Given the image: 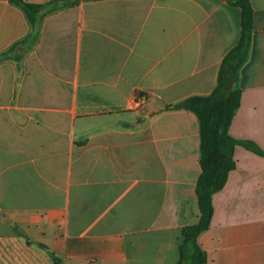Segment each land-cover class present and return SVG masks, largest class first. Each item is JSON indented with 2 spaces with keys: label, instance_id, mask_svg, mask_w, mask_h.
Segmentation results:
<instances>
[{
  "label": "crops",
  "instance_id": "crops-1",
  "mask_svg": "<svg viewBox=\"0 0 264 264\" xmlns=\"http://www.w3.org/2000/svg\"><path fill=\"white\" fill-rule=\"evenodd\" d=\"M250 2L229 135L260 153L233 148L198 238L207 264H264V0ZM241 29L234 0H86L9 54L34 31L0 0V264H178L201 217V138L169 107L213 92Z\"/></svg>",
  "mask_w": 264,
  "mask_h": 264
},
{
  "label": "trees",
  "instance_id": "trees-1",
  "mask_svg": "<svg viewBox=\"0 0 264 264\" xmlns=\"http://www.w3.org/2000/svg\"><path fill=\"white\" fill-rule=\"evenodd\" d=\"M11 1L26 12L34 31L26 40L11 48L9 53L12 54L18 52L20 47L28 52L33 36L36 45L38 26L44 18L86 0H52L46 4H33L24 0ZM234 5L242 10L241 36L238 44L228 52L221 63L217 86L209 95L191 96L169 107L193 112L198 118L201 138L202 172L196 187L201 217L199 223L183 229L178 264H207V254L198 244V238L211 226L214 195L225 187L230 172L235 169V145L243 144L248 149L260 153L252 144L237 141L229 135V128L241 101V90L236 84L240 70L247 61L254 32V10L250 0H234Z\"/></svg>",
  "mask_w": 264,
  "mask_h": 264
},
{
  "label": "built area",
  "instance_id": "built-area-1",
  "mask_svg": "<svg viewBox=\"0 0 264 264\" xmlns=\"http://www.w3.org/2000/svg\"><path fill=\"white\" fill-rule=\"evenodd\" d=\"M145 104V99L141 98V99H137L134 103H133V107L135 109H141Z\"/></svg>",
  "mask_w": 264,
  "mask_h": 264
},
{
  "label": "rangeland",
  "instance_id": "rangeland-1",
  "mask_svg": "<svg viewBox=\"0 0 264 264\" xmlns=\"http://www.w3.org/2000/svg\"><path fill=\"white\" fill-rule=\"evenodd\" d=\"M31 39H32V41H30L31 44L29 45V48H30V49L34 47L35 42H36V41L34 40V39H35V36H33ZM9 54H10V53H9Z\"/></svg>",
  "mask_w": 264,
  "mask_h": 264
}]
</instances>
